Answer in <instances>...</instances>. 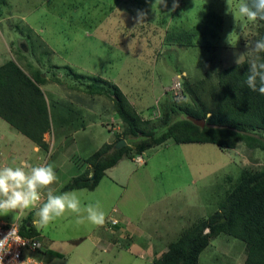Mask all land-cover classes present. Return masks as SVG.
Here are the masks:
<instances>
[{
  "label": "rangeland",
  "instance_id": "rangeland-1",
  "mask_svg": "<svg viewBox=\"0 0 264 264\" xmlns=\"http://www.w3.org/2000/svg\"><path fill=\"white\" fill-rule=\"evenodd\" d=\"M241 2L231 0V14L227 12V0H177L174 10L173 0H166V7L159 0H0V61L8 58L28 74H44L45 80L53 83L45 84L52 105L63 102L65 91L72 95L67 87L72 83L80 89L91 83L107 91L114 84L132 102L134 110L149 109L145 121L156 130L166 123L165 112L173 116L171 109L190 104L187 97L174 100L169 96L167 89L175 75L181 73L182 82L204 79L211 83L216 81L217 70L237 60L251 59L256 28L251 23L242 35L236 31L246 24L238 13ZM138 10L145 13L140 23L134 19ZM73 73L80 77L75 78ZM94 99V103L102 100L107 108L112 106L111 98L105 95ZM113 117L115 121L110 122V127L121 135L123 123L116 114ZM99 129L95 126L93 134L98 135ZM121 139L130 147L128 155L133 156L137 141ZM146 156L145 168L143 164L125 162L128 168L123 169L125 173L130 171L132 179L127 184L113 185L104 178L93 190L69 191L75 192L81 201L79 216L66 212L46 228L38 224L35 209L20 211L19 215L16 211L0 212V219L11 222L17 218L21 223L30 213V223L40 243L53 239L57 244L52 245V250L66 253L71 259H76L80 252L87 253L81 251L82 247L92 248L97 257L102 253L88 243L97 241L103 228L85 219L87 205L100 206L96 210L105 213V229L118 222L109 214L111 207L127 218L133 213V223L138 221L141 211L144 220L140 226L151 227L149 232L156 235L164 234L162 226L187 221L178 237L190 225L189 221L217 209L243 174L264 168V148L242 140L228 149L213 143L167 141L149 150ZM142 158L146 159L145 154ZM56 184L55 180L48 188L40 189L45 196L40 195L37 207L46 202L48 192ZM62 185L54 194L59 195ZM78 219L83 222L78 223ZM110 219L116 223L112 224ZM119 254L117 264L130 262L131 255L122 251ZM244 254L242 241L220 233L210 238L198 255V264H242Z\"/></svg>",
  "mask_w": 264,
  "mask_h": 264
},
{
  "label": "trees",
  "instance_id": "trees-1",
  "mask_svg": "<svg viewBox=\"0 0 264 264\" xmlns=\"http://www.w3.org/2000/svg\"><path fill=\"white\" fill-rule=\"evenodd\" d=\"M256 22V40H259L264 38V21ZM260 55L264 58V53ZM248 67V61L243 59L219 69L214 83L204 79L182 82V99L187 97L190 104L171 109L173 116H167L165 112L163 118L166 123L156 130L137 114L116 85H109L107 91L104 87L88 83L85 88L89 93L111 98L112 109L123 123V129L121 135H114L112 142L102 143L82 159L87 168L70 178L61 190L93 189L103 171L129 151L127 143L119 148L113 147L119 138L137 141L136 152L167 138L177 144L213 143L226 149L234 148L242 140L263 149L264 95L247 88ZM72 76L80 77L76 73ZM40 80H43L40 73L35 72L34 77H29L12 60L0 64V118L44 147L42 134L48 128V115L43 93L37 85ZM188 116L203 120V126L193 124ZM90 169L93 170L91 173ZM19 229L24 235L37 234L30 223V213L21 221ZM220 233L243 242L245 254L242 264H264V168L243 174L225 194L218 208L182 230L153 264H198V255L210 238Z\"/></svg>",
  "mask_w": 264,
  "mask_h": 264
},
{
  "label": "crops",
  "instance_id": "crops-1",
  "mask_svg": "<svg viewBox=\"0 0 264 264\" xmlns=\"http://www.w3.org/2000/svg\"><path fill=\"white\" fill-rule=\"evenodd\" d=\"M244 21H246V24H244L243 27L240 26L236 29V31L240 32L239 35H242V31L246 27L249 28L252 23L256 28L255 36H257V22ZM3 46L5 49L7 48L5 44H3ZM225 54L228 55V50L225 51ZM7 60L9 59H2L0 64ZM18 66L22 69L20 65ZM22 71L29 77H34L35 75V71H30L29 74L23 69ZM43 75L44 74H41L40 76L43 80H40L37 85L43 93L48 115V128L42 134L44 147L35 144L0 118V168L6 166H24L25 170L28 171L34 166L51 165L57 177L56 186L54 185L51 188V192L54 194V191L59 184H65L70 178L82 173L87 168V165L81 162L82 159L89 156L102 143H110L113 141L116 133L113 128L110 127V122L115 121L113 117L115 113L112 110L111 105V108H107L105 101H103V103L102 100H100L99 102L94 103L95 96L99 97L100 94L91 95L85 88L80 89L81 87L77 85L76 82V84L72 83L67 86L73 92L72 95H70V92L65 91L63 97H61L63 102H56L52 105L48 100L49 96L47 91L49 89H46L45 85L52 82H47ZM71 82L74 81L72 80ZM214 82L215 80H212V83ZM126 99L129 104L133 105L127 97ZM135 111L143 120L148 119L147 115L149 116V109L135 108ZM117 121L119 122V120ZM95 126L101 128L98 131V135L93 134ZM167 141L175 143L171 138H167L154 146L148 147L140 152H135L133 156H129L128 152L127 154H123L112 166L103 171V175L95 187H97L100 181L104 178L108 179L109 183L113 185L127 184L128 181H131L132 179H130V171L125 173V170L123 169L124 167H126V170L128 168V165L125 162L129 160L137 165L143 164L145 168L148 159L146 153L155 147L161 146ZM144 154L146 157L145 160L142 158V155ZM136 155H140V162L134 160V156ZM61 187L58 190L59 194L71 190L84 189L78 188L62 191ZM126 192H128V190L125 191V194ZM40 195L42 197L45 196L41 191ZM121 197H124V195ZM109 214H111L118 222L114 226L109 224L112 227L111 229H109L110 227L105 229V227L102 226L103 229H101L100 233L101 237H99L97 241L93 240L88 243L101 252V255H97L96 257V252H93L92 248L84 249L82 246L87 245L85 244L81 246V251L83 250L87 253L83 252L82 254V252H80L76 259H71L66 253L62 254L61 252L52 250L51 247L56 242L53 239H49L45 243H40L41 253L37 254V256L41 257L44 264H56L60 261L67 260H71L73 264H117L121 259L119 252L122 251L131 255V260L127 264H153V260L167 249V246L174 238H177L178 231L187 222L180 223V225H168V227L162 226V229L165 230L164 234L156 235L149 232V230L152 229L151 227L144 228L140 226L139 223L141 220H144V215L141 211L137 215L138 221L136 222L134 219L135 223L131 220V217L133 218V213H130L131 217L127 218L111 207ZM203 218H193L195 220L189 221L190 225L184 227H190L192 224ZM137 223L138 226H136ZM169 229H172L173 231L168 232L167 230ZM104 232L107 233L105 234ZM138 238L141 240L137 241ZM70 240L71 238L67 239L68 242H70Z\"/></svg>",
  "mask_w": 264,
  "mask_h": 264
},
{
  "label": "clouds",
  "instance_id": "clouds-1",
  "mask_svg": "<svg viewBox=\"0 0 264 264\" xmlns=\"http://www.w3.org/2000/svg\"><path fill=\"white\" fill-rule=\"evenodd\" d=\"M159 4L167 6L166 0H159ZM178 6L177 0H173V10ZM227 12L233 14L231 0H227ZM238 13L249 22L264 21V0H243L239 3ZM145 13L137 11L134 19L140 23ZM252 57L248 61L245 84L248 89L264 95V38L256 40L252 45ZM238 63V60L236 61ZM56 180V174L51 165L34 166L26 171L24 166H6L0 168V212H14L23 210H36L38 224L46 228L51 222L65 215L66 212L79 216L81 201L75 192H64L59 195L51 191L47 194V200L42 206L37 207L40 201V189L48 188ZM100 206L87 205L85 219L95 226H103L105 213L97 211ZM83 222L82 219L77 221ZM2 244V241H0Z\"/></svg>",
  "mask_w": 264,
  "mask_h": 264
},
{
  "label": "built area",
  "instance_id": "built-area-1",
  "mask_svg": "<svg viewBox=\"0 0 264 264\" xmlns=\"http://www.w3.org/2000/svg\"><path fill=\"white\" fill-rule=\"evenodd\" d=\"M181 75H175L167 89L169 96L174 100L183 98ZM135 161L139 162L141 158L136 156ZM19 212L16 211L17 215ZM110 222L116 223L114 219H110ZM19 224L17 218L11 222L0 219V264H44L41 257L37 256L41 253L39 235L22 234Z\"/></svg>",
  "mask_w": 264,
  "mask_h": 264
},
{
  "label": "water",
  "instance_id": "water-1",
  "mask_svg": "<svg viewBox=\"0 0 264 264\" xmlns=\"http://www.w3.org/2000/svg\"><path fill=\"white\" fill-rule=\"evenodd\" d=\"M187 119H188L189 121H191L193 124H195V125H197V126H199V127H202V126H203V120L194 119V118H192V117H190V116H188ZM124 144H125V141H124L123 139L120 138V139H118V140L114 143L113 147H114V148H119L120 146H122V145H124ZM92 171H93V170L90 169V173H91ZM205 231H206V229H205Z\"/></svg>",
  "mask_w": 264,
  "mask_h": 264
}]
</instances>
